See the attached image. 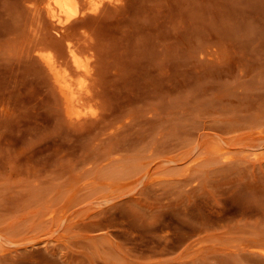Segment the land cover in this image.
I'll use <instances>...</instances> for the list:
<instances>
[{
  "label": "rangeland",
  "instance_id": "rangeland-1",
  "mask_svg": "<svg viewBox=\"0 0 264 264\" xmlns=\"http://www.w3.org/2000/svg\"><path fill=\"white\" fill-rule=\"evenodd\" d=\"M46 5L0 0V264H264V0H102L63 36ZM68 34L73 119L38 56Z\"/></svg>",
  "mask_w": 264,
  "mask_h": 264
},
{
  "label": "bare ground",
  "instance_id": "bare-ground-1",
  "mask_svg": "<svg viewBox=\"0 0 264 264\" xmlns=\"http://www.w3.org/2000/svg\"><path fill=\"white\" fill-rule=\"evenodd\" d=\"M101 3H102V0H47V5L44 8V13L46 17L49 18L50 21L56 27H59L58 33L62 35V33L65 32L66 34V32L68 33V31L71 30L67 26L68 25L71 26L74 19H78L77 17H79L80 15H86L88 13L87 11L89 10L96 11V9L99 7ZM89 4L91 6H89ZM87 5L88 7H86ZM67 28L69 29L68 31L66 30ZM75 30H74V33H75ZM69 34L66 39L68 41V46L66 48L68 53L65 51V49L62 50V52L60 51V53L66 52L68 58L64 57L65 54L63 56L62 54L61 55L59 54L60 56H62V59L64 60H61V57L59 58L57 56L58 53L56 55V53L52 52L50 48L48 49L42 48L43 49L42 50L40 49L41 47L39 45L37 46L34 45V47L35 46L36 48L40 47L39 48L40 54L38 53L37 54L38 56L42 57V59L44 60L43 62L47 65L48 69L51 71L50 73L53 74L54 79H55L54 81H56L55 84H57L56 86L59 87L57 88L60 89L59 91H61L62 93L61 95L64 96L63 97L65 99L64 103H66L68 115H70L71 118L73 119L75 117L80 118L81 114L84 113V110H86L87 104H89V101H88L89 98H87V96L89 95V92H91L90 91L91 89L88 86V79L90 80V77H91L90 76L91 75V62L88 59V57H85L82 54L79 48L80 45H77L78 42L76 41L77 43L76 44L74 43L75 41L73 40L75 38L73 40L68 38L70 36ZM71 37H74V36H71ZM59 43H62V42H59ZM51 44L52 43H50L49 45ZM60 45L61 46L59 47L61 49V47L63 46L62 44ZM63 45L65 47V43ZM32 48L31 50H34V48L33 49ZM52 49H54V47ZM57 50L59 51V48ZM65 59H68V61L67 60L65 61ZM89 105H91V107ZM89 105L88 107H90L91 110H93L94 108L92 107L91 100H90ZM72 116H75V117H72Z\"/></svg>",
  "mask_w": 264,
  "mask_h": 264
}]
</instances>
